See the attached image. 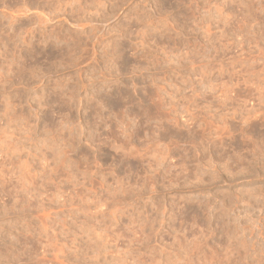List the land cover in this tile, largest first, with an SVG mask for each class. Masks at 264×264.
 I'll return each instance as SVG.
<instances>
[{"label":"rangeland","instance_id":"obj_1","mask_svg":"<svg viewBox=\"0 0 264 264\" xmlns=\"http://www.w3.org/2000/svg\"><path fill=\"white\" fill-rule=\"evenodd\" d=\"M0 264H264V0H0Z\"/></svg>","mask_w":264,"mask_h":264}]
</instances>
